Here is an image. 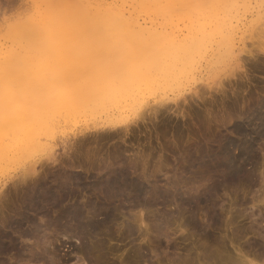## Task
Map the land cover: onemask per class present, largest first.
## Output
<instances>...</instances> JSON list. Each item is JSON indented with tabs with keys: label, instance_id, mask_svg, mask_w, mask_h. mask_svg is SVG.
<instances>
[{
	"label": "rangeland",
	"instance_id": "rangeland-1",
	"mask_svg": "<svg viewBox=\"0 0 264 264\" xmlns=\"http://www.w3.org/2000/svg\"><path fill=\"white\" fill-rule=\"evenodd\" d=\"M104 1L124 6L128 12L135 11L134 14L142 19L159 18L160 15L156 12L146 10L160 8L169 0ZM261 3L264 4V0H252L249 9L241 8L239 15H229L231 20L226 22L230 25L229 31L233 37V53L220 60L216 58L212 66L198 74L195 84L185 86L184 92L179 91L180 95L178 91L170 92L169 96L175 98V101L172 99L167 101L166 104L170 103L169 109L163 107L164 111L157 116L149 110L146 119L140 122V127L134 134L121 133L123 135L120 136V133L114 135L87 133V130H84L85 124L78 123L72 127H65L63 132H58L55 137L43 138V141L48 143L47 150L44 151L46 153L41 152L23 159L22 165L10 168L0 178V238L4 241V245L0 241L2 246L0 264H223L230 258L236 261L244 259L246 264H264V138L256 139V133L253 131L259 130L258 127L261 128L260 122L250 120L252 112L250 108L254 109L264 99V33L261 30L263 20H257L258 15L261 14L257 13V10L261 9L264 12V5ZM45 4H48L47 0H0V43L8 40L12 28L31 19L38 9L46 8ZM254 19L256 22L254 31L245 32L250 20ZM67 48L65 46L59 48L57 55L71 57L83 55L82 51ZM22 54L30 57L37 52H33L32 48H25ZM63 71V75L68 72L67 69ZM157 101L158 99L146 94L143 106L129 111L126 118L128 121L136 120L140 116L139 113H146L145 111ZM238 124L244 126L246 130L244 134L234 129ZM119 137L122 139L120 140ZM224 138L236 140L237 143L250 139L255 150H251L253 153L249 151L250 155L245 158L247 159L245 165L251 175L254 173L252 177L250 176L251 179L248 177L244 180L243 176V178L238 177L241 179L229 178L224 181L218 179L214 186L209 174L205 175L203 169L200 170L194 164V157L199 156L200 151L210 148L219 149L220 141ZM89 142L91 144H87ZM75 147L76 149H73ZM79 147H84L82 149L85 151L81 152ZM89 150L94 151L90 153ZM231 150L234 156L240 154L239 146L234 145ZM87 152L92 158L95 152L98 157L94 156L98 159H92ZM52 154H56L58 159L52 160L50 158ZM76 154L80 156L78 159L75 158L77 161L73 160ZM81 156L85 160H82ZM71 159L76 162H72ZM61 160L65 161V164ZM91 160L99 164L104 163L99 165ZM88 161L91 162L90 164L93 163L91 167ZM108 162L112 166L116 164L115 168L117 169L118 166V170L126 169L128 172L133 170L132 174L135 175L130 173L131 176L142 178L148 191H155L154 194H149L147 191L142 195L144 197L149 194L152 198L149 195L147 199L140 197L142 200H148L147 206L134 205L137 202L133 200L135 195L124 201L126 208L124 205H119L122 203L116 199L112 209L117 207L115 204L119 205L118 213L115 212L117 209L113 212L118 218L114 220V216L113 220L109 219L111 222L106 221L103 226L105 230L103 228L101 230L100 227V232H96L98 229L81 226L80 229L84 230L82 232L76 227L79 225L75 220H72L74 224L70 220L71 224L66 220L62 221V224H56L55 219L52 218L54 215L57 216L58 211L63 207L80 205L84 202L85 204L80 206L83 205L87 213L94 201V204L100 202L102 194L98 190L96 194L95 184L99 178L104 179L110 172L116 171L112 166L108 168ZM94 164L98 166H93ZM32 165L37 167L38 176L35 173L37 170L31 172L33 173L31 179L36 175L43 183L49 181L45 182L47 188L66 187L65 192L66 189L69 191L57 198L60 204L57 205L51 196L48 199L49 203L46 202L47 205L44 202L39 207L36 206L38 208H27L25 204L30 193L27 190L31 188L30 182L33 179L28 178L31 181L25 182L22 178L25 177L26 172L28 174L33 170ZM88 169L91 171L90 175L86 174ZM102 171L104 175L101 174ZM66 172L68 174L70 172V177ZM142 172L143 175H148L146 178L150 181L144 179ZM58 178L63 180L62 186L56 182ZM49 183L51 186H48ZM56 183L58 187L55 186ZM68 195L72 197H67ZM92 198L96 200L92 202ZM87 202L92 203L89 206ZM89 213L91 215V212ZM97 214V217L94 216L102 219L104 214ZM56 216L55 218H58ZM22 217H26L23 223ZM128 219H131V223ZM66 223L70 227H67ZM124 224L127 227L132 224L134 228L131 225V228L128 227L130 228L128 232ZM55 225L61 226V229L56 228ZM71 225H75V231ZM66 228L71 230L66 231ZM78 229L80 232L77 231ZM86 251H90L91 254Z\"/></svg>",
	"mask_w": 264,
	"mask_h": 264
},
{
	"label": "bare ground",
	"instance_id": "bare-ground-1",
	"mask_svg": "<svg viewBox=\"0 0 264 264\" xmlns=\"http://www.w3.org/2000/svg\"><path fill=\"white\" fill-rule=\"evenodd\" d=\"M47 3L45 4L46 8L43 10L38 9L31 19L12 28L9 31L8 40L0 43V178L10 168L22 165L23 159L46 151L48 143L44 142L43 138L55 137L58 132H63L64 128H68V126L72 127L82 123L85 124L84 130H87V133H105L106 135L107 133L113 135L120 133V136L123 135L121 133L128 134L130 132V134H134L140 127V122L146 119L149 110L154 116H157L161 111H164L162 110L163 107L169 109L170 103L166 104L167 101H171V99L175 101V98L169 96L170 92H184V87L194 83L198 74L202 73L205 68L212 66L216 58L220 60L233 53V37L229 31L230 25L226 21L231 20L230 14L239 15L241 8L249 9L252 0H169L160 8L146 10L156 12L160 15L159 18L142 19L134 14L135 11L128 12L124 6L107 3L104 0H77L75 2L70 0H47ZM257 13H261L258 15L257 20H263L261 30L264 33V12L260 9L257 10ZM255 25V19L250 20L245 32L254 31ZM64 46L70 50L82 51L83 55L74 57L57 55L56 52ZM25 48H32L33 52H37V54L26 57L22 54V50ZM63 69H67L68 75H63ZM146 94L153 96L158 101L149 107L145 111L146 113H139V118L128 121L126 116L129 111L143 106ZM252 108H250L252 110L250 120L251 122L259 121L261 126V128L258 127L259 130L255 131L253 129L254 131H252L256 133L254 134L257 140L262 139L264 138V99L254 109ZM142 110L144 111V108ZM234 129L241 134L246 131L241 124L236 125ZM119 139L122 138L119 137ZM235 141L224 138L220 141V146L218 145L219 149L202 150L203 152L198 153L199 156L194 157L195 161L192 160L197 168L203 169L205 175L209 174L214 181V186L218 179L224 181L225 179L241 176L245 180V178L254 175V173L251 175L246 169L247 159L245 158L248 156L249 151L255 150V147L253 150L250 139V142L247 139L241 143ZM51 142L53 141L51 140ZM234 145L240 147V154H236L238 157L232 153L231 149ZM79 148L81 152L85 151V149H82L84 147ZM73 149H76V147ZM94 150L89 151L91 153ZM87 153L92 158L89 152ZM93 153L94 158L92 159H98L95 158L98 154ZM78 157L80 158L76 154V157L72 158L76 160L75 158L78 159ZM50 158L55 161L58 156L52 154ZM86 158H89L87 154ZM73 160L74 163L77 161ZM82 160L85 159L82 158ZM118 161L116 162L118 163ZM95 163L99 164L98 162ZM102 163L100 164L102 165ZM82 164L84 163L82 162ZM110 166L112 165L109 163L108 168ZM32 167L33 170H30V173H25V177L22 178L23 181L28 182L33 174L31 172L37 170V167L33 165ZM113 167L115 168L116 164ZM118 169L117 166V169H114L116 171L112 170L114 172H110L105 178L103 170L101 174L103 173L102 178L104 179L100 180L98 177V181L96 180L97 183L94 188H96V194L98 193L97 190L102 194V198L97 197L101 199L100 202L97 200L98 203L96 204H94L95 198H92L91 201H94L93 206L91 205L92 202L90 204L87 202L92 207L91 211L88 210L87 212H91V215L90 213L87 214L86 209L82 207L85 204L84 202L81 203L82 206H80L81 204L73 206L70 204L71 206L60 209L57 216H53L54 222L62 224V221L65 220L68 223L69 220H75L79 225L76 227H79V229L83 226L87 229H98L96 232H100L99 228L101 227L102 230L106 221H109L110 218V220H113L112 218L116 214L113 213L114 210L117 209L115 212L118 213L117 207L119 205L123 206L124 201L130 199L128 197L135 195V198H139V200L134 198L133 200L137 201L134 205L147 206L148 200L145 201L146 197L150 193L154 194L155 191H148L149 189L142 178L131 176L133 170L128 172L126 169ZM105 171L107 172V170ZM37 172L38 170L35 172L38 176ZM89 172L91 171L88 169L86 174L88 175ZM69 174L68 177H70ZM36 175L34 178L32 177L33 180L31 179L33 184L30 182L31 180L29 181L32 185L31 188L29 187L30 190L27 187V191H30L28 201L26 200L27 203L25 204L27 208H38L44 202L45 204L47 201L49 203L48 199L51 196L57 205L60 204L57 198L69 192L67 189L65 192L66 187L64 189L61 187H59L60 189L47 188L45 182L49 181L43 183L37 179ZM147 176L144 179H147ZM54 177L57 178V176ZM59 178L55 181L62 186L63 180ZM68 179L70 180V178ZM88 179L91 180L89 177ZM92 181L93 186L94 180L92 179ZM51 182L53 183V181ZM84 185H86V182ZM48 186H51V184ZM55 186L58 187L57 183ZM154 189L157 190V188ZM147 191L149 194L144 195L146 199H140ZM67 197L72 196L68 195ZM116 199L122 204H115L117 207L112 209V207L114 208L112 204L116 203L114 202ZM89 200L87 199V201ZM52 202L50 203L53 204ZM66 205L68 204L66 203ZM124 207L126 208L125 205ZM97 213L104 214L102 219H99L101 217L96 218ZM55 216L58 218H55ZM25 218L22 217V223ZM117 218L115 216L114 220ZM16 220H14L15 223H17ZM29 220L32 221V219ZM130 220L128 219V222ZM128 222L126 223L128 224ZM132 224L128 227L131 228ZM133 225L132 228H134ZM55 226L61 229V226ZM73 226L72 228L75 231V225ZM125 226V229L129 232L130 228L127 225ZM67 227H70V225L67 224ZM67 229L68 231L71 230L66 228V231ZM103 229L105 230V227ZM135 229L137 230V227ZM63 230L65 231L64 228ZM81 231L84 232L83 229ZM88 232L92 231L89 230ZM0 241L3 244L4 241L1 238ZM98 244L97 246L100 248V242ZM0 247L2 248L1 244ZM82 250L85 252V249L82 248ZM238 261L230 258L223 264H246L244 259L240 260L241 262Z\"/></svg>",
	"mask_w": 264,
	"mask_h": 264
}]
</instances>
